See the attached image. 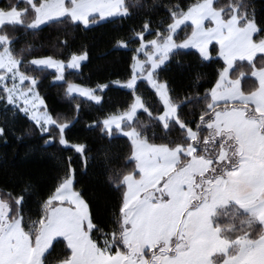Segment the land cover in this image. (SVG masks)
Wrapping results in <instances>:
<instances>
[{"label": "snow or ice", "instance_id": "1", "mask_svg": "<svg viewBox=\"0 0 264 264\" xmlns=\"http://www.w3.org/2000/svg\"><path fill=\"white\" fill-rule=\"evenodd\" d=\"M133 18L112 38L131 53L130 74L111 82L130 102L87 125L109 138L103 179L97 189L77 188L73 153L89 157L67 133L81 103L53 114L40 89L46 70L64 82L87 51L57 59L15 45L57 26L64 34L57 41L69 47L74 30ZM182 49H194L195 61H175L191 66L177 92L160 73ZM144 83L152 103L137 91ZM108 86L68 81L60 98L102 104L98 93ZM9 136L27 141L52 176L0 171V264H264V14L254 0H5L0 142ZM123 138L114 150L112 141Z\"/></svg>", "mask_w": 264, "mask_h": 264}, {"label": "trees", "instance_id": "2", "mask_svg": "<svg viewBox=\"0 0 264 264\" xmlns=\"http://www.w3.org/2000/svg\"><path fill=\"white\" fill-rule=\"evenodd\" d=\"M3 2L5 0H0V3ZM148 2H151V0H148ZM172 2H179L181 5L186 6L192 0H172ZM254 2L257 15L264 14V0H254ZM133 23H135V18L126 21L116 19L111 24L93 27L87 31L74 30L68 36L69 47H61L57 41V37L60 39L64 38L63 33L57 32V26L46 27L42 28L35 37L21 36L15 45L17 49L22 46L25 47L33 55H52L57 59H66L70 50L87 51L88 58L77 71L65 70L64 82L54 81L52 77L55 73L46 70L43 74L45 77L43 80L44 86L40 89L47 96L48 104L53 109V114H55V111H65L69 107V103L73 106L78 102L81 103L79 119L67 133L70 141L85 144V156L89 157L85 161L73 153L72 163L76 168V179L79 181L76 185L77 188L97 189L103 179L101 175L103 168L102 153L107 147L109 138L107 135L102 134L99 128L95 126L88 127L87 125L92 120L102 119L105 114L130 102L129 91L115 87L111 82L125 79L127 74H130L131 70L128 65L131 53L124 48L117 47L115 40L112 38L126 32L129 25ZM187 30L190 31V27ZM183 36L184 30H181L180 37L182 38ZM181 52L183 55L180 57H173V63L169 70L160 73L161 78H167L169 86L177 92L188 85L191 66L185 63L184 67H179L175 61L177 59L184 62L195 61V57L191 54L194 51L181 50ZM213 57H215V53H213ZM201 71L207 72L209 69H201ZM48 73H51V75ZM35 74L42 75L41 73ZM68 81L90 88H95L98 83H107L109 86L102 93H98L102 95L103 103L94 104L77 96L70 102L61 99L60 94ZM203 87H206V85ZM203 87L200 89L201 92H203ZM137 91L143 93L144 98L149 103H152L154 94H151V90L147 88L146 83L141 84ZM188 112L189 109L187 107L182 110V116L185 119L190 118ZM23 126L26 125L17 127V134H19ZM172 135L176 136L178 133H172ZM125 139L112 141L113 149L115 150L117 145L122 148ZM26 144L27 141H16L13 136L8 137L7 144L0 142V171L7 167L9 171L30 172L37 180L51 182L52 174L49 166L46 163H37L36 158L27 151ZM54 147H50L49 150L51 151ZM68 154V152L63 153L65 156Z\"/></svg>", "mask_w": 264, "mask_h": 264}, {"label": "rangeland", "instance_id": "3", "mask_svg": "<svg viewBox=\"0 0 264 264\" xmlns=\"http://www.w3.org/2000/svg\"><path fill=\"white\" fill-rule=\"evenodd\" d=\"M195 51L194 49H182V51ZM141 58L143 59V55L141 54ZM86 61V60H85ZM85 61H82L81 62V65L85 62ZM79 69V68H78ZM78 69H65V70H69V71H77ZM48 71H51V72H54L55 73V70L54 69H49ZM56 82H60V81H56ZM139 82V81H138ZM115 87H118V88H121L118 84H114ZM121 89H124V88H121ZM124 90H127V89H124ZM128 91V90H127ZM74 96H77L76 94H73ZM79 97V96H77ZM80 98H83V97H80ZM85 99V98H83ZM94 104H96L95 102H93Z\"/></svg>", "mask_w": 264, "mask_h": 264}]
</instances>
